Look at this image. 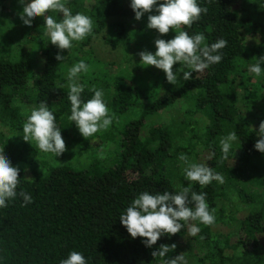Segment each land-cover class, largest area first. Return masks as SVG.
<instances>
[{"label": "trees", "instance_id": "1", "mask_svg": "<svg viewBox=\"0 0 264 264\" xmlns=\"http://www.w3.org/2000/svg\"><path fill=\"white\" fill-rule=\"evenodd\" d=\"M14 2L0 0V15ZM65 2L73 15L81 12L93 20L92 34L71 51L52 44L43 48L40 43L36 55L41 68L32 70L28 61L2 58L0 53V148L14 166L20 156L22 161L21 151L28 144L17 148L14 143L22 138L33 108L24 104L44 101L54 108L61 135L69 140L68 154L88 155L91 162L80 168L47 161L46 174L36 172V167L27 174L20 171L17 192L24 190L32 202L22 206L18 195L0 208V264H60L71 251L82 253L87 264H162L161 258L151 255L161 244H176L166 258L182 253L188 264H264V153L254 148L264 120V63L259 77L248 71L264 56V0H197L207 13L181 30L203 33L209 45L220 38L228 43L220 63L194 72L188 81L181 79L178 86L167 82L163 70L143 73L127 63L142 50L156 51L159 34L147 28L149 13L137 21L131 0ZM47 14L63 18L62 13ZM98 33L127 59L115 71L89 56L90 41ZM2 35L0 25V40ZM175 35L170 29L160 38ZM58 52L64 61L55 59ZM33 57L31 53L29 60ZM80 60L89 65L87 73L79 74L78 82L85 85L82 99L91 98L88 89L93 85L102 88L109 112L115 114L107 130L87 139L68 119L67 87L58 88L67 84V69ZM181 69L189 70L179 63L173 66L178 76ZM125 109L134 117L123 121L119 116ZM232 131L238 139L229 159L221 161L220 139ZM204 151L209 153L206 161ZM181 153L190 161L206 163L223 176V183L214 180L202 187L187 181L178 160ZM189 186L207 193L206 202L216 217L212 226L192 222L201 229L192 236V244L185 241L187 225L148 248L144 238L133 239L121 224V213L140 193Z\"/></svg>", "mask_w": 264, "mask_h": 264}, {"label": "clouds", "instance_id": "2", "mask_svg": "<svg viewBox=\"0 0 264 264\" xmlns=\"http://www.w3.org/2000/svg\"><path fill=\"white\" fill-rule=\"evenodd\" d=\"M19 3L23 6L22 12L19 13L23 24L31 27L36 17H43L44 35L61 51L72 48L73 41H82L93 32L92 18L81 12L73 15L66 6L65 0H30L28 3L25 0H19ZM130 7L137 21L145 13H149L147 28L155 29L159 34L154 40L155 53L145 49L136 54L140 57V63L163 70L169 84L178 86L181 79L188 81L192 79L194 72H203L209 66L221 62L223 58L221 50L227 46V40L220 38L209 45L203 33L189 35L187 31L181 30L182 26L190 28L194 22L201 19L202 13H207L208 9L201 7L197 0H163L160 3L158 0H131ZM50 11L62 13L63 18L58 22L53 15L47 14ZM153 11L156 14H151ZM170 29L175 30L174 38L169 40L160 38L168 34ZM55 59L64 61L66 57L58 52ZM177 63L189 69L188 71L181 69L182 76H178L173 70V66ZM262 63H264V56L257 58L256 63L251 65L248 71L259 77L262 73ZM88 71L89 65L84 60H80L68 70L67 84L58 85L59 89L67 87V98L71 103V115L68 119L75 122L85 139L99 131L107 130L115 118V114L109 112L102 88L93 85L88 89L93 93L91 98L82 99L85 85L78 82L79 74ZM22 131L23 140L34 141L41 152L59 157L67 150L61 130L56 123L54 110H50L44 101L31 109ZM256 134L259 139L255 142L254 148L264 153V120L260 122ZM237 139L235 131L229 132L220 139L221 161L229 159L233 142ZM178 160L184 166L183 173L187 181L196 182L202 187L214 180L223 183V176L214 172L206 163L190 161L184 153L178 156ZM20 171L21 169L14 166L4 154V148H0V208L8 207L6 202L15 200L18 195L23 200L22 206L32 202L30 194L24 190L17 192ZM24 171L27 173L29 169L25 167ZM25 178L33 180L29 176ZM206 196L207 193H197L190 186L181 187L174 192L164 191L152 194L144 191L131 201L119 219L130 236L133 239L144 238L143 243L148 248L156 245L165 234L172 236L181 232L185 225H187L188 235L194 237L201 229L192 222L198 221L205 226H212L216 222L215 209L209 210ZM176 247V244L171 246L161 244L158 249L151 252V255L154 258H161L162 264H188L182 253L166 258L167 254ZM60 264H87V261L82 253L71 251L66 259L60 261Z\"/></svg>", "mask_w": 264, "mask_h": 264}, {"label": "rangeland", "instance_id": "3", "mask_svg": "<svg viewBox=\"0 0 264 264\" xmlns=\"http://www.w3.org/2000/svg\"><path fill=\"white\" fill-rule=\"evenodd\" d=\"M15 2L11 4V7L9 9H6L2 14L0 15V25L3 29V35L1 36L0 40V53L2 58L11 59V60H26L28 61L31 70L35 68H41L40 63L37 62V56L36 52L38 49L36 47L41 46L47 47L50 46L51 42L49 41V38L46 39V35H44L45 26H44V18L43 17H36L32 21V26L28 27L23 24L21 19L19 18V13L22 12L23 6L19 3V0H14ZM27 3V0H25ZM29 2V1H28ZM53 15V14H49ZM57 15H59L57 13ZM54 16V15H53ZM57 21L59 22V18L57 16H54ZM79 41H73L72 48L68 49V51H71L75 45H77ZM41 45H38L40 44ZM148 46V45H147ZM155 46V45H154ZM82 51H85L87 48H81ZM90 50V57L93 59H97L105 64L106 69L108 70V67L111 71H115L117 65L122 66V61L126 58H124V53L121 52L119 49H113L110 47L109 44H107L102 37L101 33L96 34L94 37H92L90 41V45L88 47ZM35 50V51H34ZM31 53H34V57L29 60V55ZM40 53V52H39ZM40 55V54H39ZM140 61V57L137 55L136 58L131 59L129 62V68H134L136 65L142 70L144 73L145 69H149L150 71L154 72L157 70L154 66H144L142 64L138 65L136 62ZM114 63V64H113ZM107 64H113L112 66H108ZM69 69H67L68 72ZM24 102V101H23ZM33 103V104H32ZM24 104V106L27 107H37L38 104L35 102ZM186 104H184L185 106ZM181 104H178L176 108H180ZM50 110H54L53 107H49ZM177 109L180 111V109ZM183 110V109H181ZM133 111L125 109L124 112H122L119 116V118H122V120H127L129 118L134 117ZM178 114V113H175ZM162 116H166V114H163ZM63 138V137H62ZM66 144V151L59 157H55L51 153H44L41 152L35 142H25L22 138H19L16 143L17 148H21L23 145V142L27 143L28 147L25 148L24 151H21L23 154V159L21 161V156L19 161L16 163V165L21 169L22 172L25 174L29 173V168H35L36 172L46 174L48 171V167L50 166L47 161H54L55 163H70L71 165L75 167L80 168H86L89 164L90 158L88 155L78 153L77 155L75 153H69L71 150V147L69 145V140L63 138ZM94 139L90 140L91 143H93ZM105 147L103 150H99L98 155H102L104 153ZM41 152V154H40ZM95 155V154H93ZM202 159L205 160L209 158V153L204 151L202 152ZM62 157V158H61ZM65 158V159H64ZM206 161V160H205ZM25 167L29 169V171L26 173L24 171ZM185 237L189 244H192L193 238L192 236H189L188 233ZM184 241V242H185ZM183 242V243H184Z\"/></svg>", "mask_w": 264, "mask_h": 264}]
</instances>
